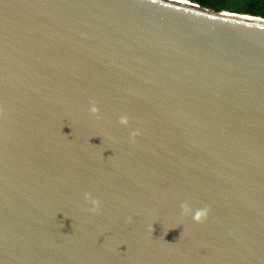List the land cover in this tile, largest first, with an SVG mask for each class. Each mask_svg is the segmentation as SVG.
Listing matches in <instances>:
<instances>
[{
	"label": "water",
	"instance_id": "1",
	"mask_svg": "<svg viewBox=\"0 0 264 264\" xmlns=\"http://www.w3.org/2000/svg\"><path fill=\"white\" fill-rule=\"evenodd\" d=\"M0 264H264V17L0 0Z\"/></svg>",
	"mask_w": 264,
	"mask_h": 264
},
{
	"label": "trees",
	"instance_id": "2",
	"mask_svg": "<svg viewBox=\"0 0 264 264\" xmlns=\"http://www.w3.org/2000/svg\"><path fill=\"white\" fill-rule=\"evenodd\" d=\"M215 10H229L264 17V0H193Z\"/></svg>",
	"mask_w": 264,
	"mask_h": 264
},
{
	"label": "clouds",
	"instance_id": "3",
	"mask_svg": "<svg viewBox=\"0 0 264 264\" xmlns=\"http://www.w3.org/2000/svg\"><path fill=\"white\" fill-rule=\"evenodd\" d=\"M91 112L92 113H98L99 112V108L93 104L91 106ZM120 122L122 124L127 125L128 123V117L126 115H123L120 117ZM135 135V133H133ZM85 198L87 200V202L91 205V207L89 208V211H96L99 208V200L97 198H95L91 193H87L85 195ZM182 209L183 212L186 215H190L192 217L193 220L197 221V222H202L205 219H207L208 215H209V209L206 207H200V208H194L190 203L185 202L182 205Z\"/></svg>",
	"mask_w": 264,
	"mask_h": 264
}]
</instances>
